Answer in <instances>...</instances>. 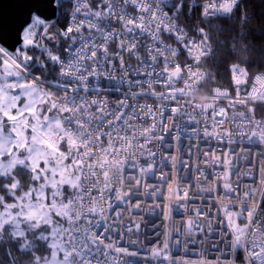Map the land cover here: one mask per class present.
<instances>
[{
  "label": "snow or ice",
  "instance_id": "1",
  "mask_svg": "<svg viewBox=\"0 0 264 264\" xmlns=\"http://www.w3.org/2000/svg\"><path fill=\"white\" fill-rule=\"evenodd\" d=\"M21 2L24 12L19 33L24 48L10 53L0 46V181H7L0 182V190L15 198L8 203L5 196L0 195V264H117L111 252L136 255L127 248L116 246L108 235L116 220L107 213L115 212L111 203L113 193L117 201H125L127 197L125 202L130 207L133 196L162 195L161 189L146 182L147 175L155 171V160L148 162L145 159L141 163L137 159L138 154L141 158L155 157L156 153L147 146L163 140V136L157 134L158 127L161 132L173 128L179 132L180 120L186 118L188 122L198 124V117H202L204 134L208 136L212 135L207 128L209 119L213 128H223L225 123H234L239 118L241 126L249 128V132L242 135L250 142L253 139L264 142V120L255 118L257 107L264 106V75L256 76L251 89L245 90L241 96V85L249 83L247 68H242L239 62L231 64L228 70L234 95L228 89L213 87L203 105L193 99L195 91L215 83V75L203 70L208 59L214 58L217 52L212 43L217 38L211 34L216 25L207 8L202 13L207 19H202L201 24L193 29L199 37L197 40L189 39L180 26L184 9L189 7L191 11L197 7L190 4V0H172L170 4L169 0H99L95 10L90 8L88 0H75L71 22L55 34L68 42L65 48L67 58L45 49L48 60L58 67L48 69L43 61H37L41 75L35 76L29 63L34 58L25 49L39 46L35 40L39 35L35 31L37 28L52 38L49 29L54 25L46 23L49 19L47 12L51 9L55 13L63 8L64 0ZM239 2L220 0L216 12L222 15L215 16V19L233 13ZM121 4L123 7L118 10L117 6ZM128 6L133 8L135 15L129 14ZM82 8L87 10L82 13L83 19L77 22L76 17ZM65 15H68L67 11ZM249 18L245 11L240 22L246 23ZM113 19L120 24L122 32L112 26ZM85 29L89 33L87 36L84 35ZM165 33L174 36L183 46L190 63L178 61L180 50L164 42ZM137 37H147L151 45L136 43ZM5 39L0 27V43ZM117 39L119 44L109 56V46ZM235 43H239L235 38L231 42L224 41L225 50L233 57L244 58L247 63L251 46L240 44L237 49L232 47ZM141 47L147 52L146 57L138 55ZM251 50L264 55V51ZM125 51L129 57H136L144 68L143 75L150 78L146 82L151 90L148 94L161 102L172 103L173 107L162 105L154 111L151 106L143 105L136 111L127 100H120L115 110H108L107 101L88 99L90 78L100 76L106 66L114 67L117 56L120 68L124 69ZM194 51L198 54L193 55ZM45 70L56 72L54 84L44 77ZM137 74H140L139 70ZM108 78H112L110 71ZM135 83L143 87L145 82ZM153 84H162L164 91L156 92L152 89ZM144 94L132 93L133 96ZM221 99L231 101L229 107L234 110L231 117L225 108L217 109ZM237 104L244 110L236 112ZM164 111L168 112L167 117ZM140 113L152 115L153 123L138 132L132 121L141 118ZM217 117L222 118L217 120ZM224 131L231 139L232 131ZM215 135L219 139L222 133ZM141 139L144 143L139 142ZM175 139L178 144L179 134ZM168 158L174 163L177 160L176 156ZM261 158L264 159V153ZM257 172L264 174V169L258 166ZM204 179L211 178L204 176ZM224 179L228 181L223 185L225 195L233 193L231 198L240 200V209L234 213V206H223L225 220L220 222L224 223L231 239L226 244L227 252L221 253L216 264H235L238 250L244 253L242 264H264V179L249 187L242 198L235 195L236 190L232 189L227 174ZM160 181L169 194L166 199L186 201L190 198L189 192L173 180L171 172L165 174L161 171ZM173 184H176L175 189ZM25 187L23 195L17 196L16 193ZM149 188L151 192H142ZM200 191L211 193L206 184L197 189V193ZM134 206L141 207L139 203ZM158 206L162 207V204L154 205ZM195 215L197 220L181 225L188 235L186 243H195L197 233L207 235V230L201 226V216L209 221L211 229V217L205 216L200 209L195 210ZM116 217L121 218L122 214L116 212ZM233 217L236 221L243 220V225L234 223ZM102 226L103 232L94 230ZM168 250L169 242L165 240L152 249L151 255L175 264ZM217 251H220L218 247Z\"/></svg>",
  "mask_w": 264,
  "mask_h": 264
},
{
  "label": "built area",
  "instance_id": "2",
  "mask_svg": "<svg viewBox=\"0 0 264 264\" xmlns=\"http://www.w3.org/2000/svg\"><path fill=\"white\" fill-rule=\"evenodd\" d=\"M171 2L172 0H169V4ZM219 2L220 0L203 1L200 5V16L203 19H207L202 16L205 8H207L213 18L217 15H222L216 12ZM88 4L92 10H95L99 6V0H88ZM74 6L75 0H71V2L67 0V5L60 9V14L63 15L64 21L62 31L71 22V10ZM120 7H123V5H118L117 9L119 10ZM86 10L81 9V14L76 17L77 22L83 19L82 13ZM66 11L68 13L67 16L65 15ZM127 11L131 15L136 14L131 6H128ZM111 23L117 32L123 31L115 19ZM181 27L184 28L183 26ZM184 30L189 39H199L198 36L190 34L185 28ZM84 35H89L87 29H85ZM92 35H95V33H92ZM61 38L65 40L62 36ZM164 42L180 50V55L177 59L181 64L191 62L183 46L176 42L174 36H168L165 33ZM136 43L151 45V41L147 37H137ZM118 44L119 39L110 44L109 56H112ZM196 54L198 53L194 51L193 55ZM138 55L146 57L147 52L141 47L138 49ZM62 57L67 58L65 54ZM123 59L124 69L120 68V59L117 56L114 58V67L111 65L106 66V70L100 76L90 78L88 99L107 101L108 110H115L120 100H127V103L133 106L136 111H139L140 106L143 105L151 106L154 111L161 108L162 105H167L168 108L174 106L168 101L161 102L155 96L148 94L151 90L146 82L150 78L143 75L144 68L140 66L135 56L129 57L128 52L125 51ZM137 70H139L140 74H137ZM108 71L111 72V79L108 78ZM125 72H127V75H125ZM258 75H264V70L255 73L247 87L241 85V96L245 90L251 89L254 78ZM135 81L145 82L144 86H138ZM257 87H260V85L257 84ZM152 89L156 92H161L164 91V86L162 84H153ZM51 90L56 91L55 88ZM229 91L233 95L235 94L234 88ZM141 92L145 94L132 95V93ZM80 95L83 96L84 93H80ZM230 103L229 99H221L217 103V109L225 108L228 116L231 117L234 114V110L229 107ZM242 110L244 109L237 104L235 111L239 112ZM124 111L127 112L128 109H124ZM164 115L167 117L168 112L164 111ZM140 116L141 118L132 121L138 132L148 128L153 123L152 115L140 113ZM210 116L211 111L209 112ZM221 118L217 117V120ZM255 118L264 120V106L257 107ZM198 119L200 121L198 124L190 123L186 118L180 120L178 122L179 132L175 128L171 131L165 129L161 132L158 127L157 134L162 135L163 140L153 141L147 146L156 153L155 157L141 158L139 154L137 155V159L141 163H144L145 159H148V162H151V159L155 160V171L147 175L146 182L161 189L162 195L141 194L139 197L133 196L131 198L132 206L130 207L129 203L125 202L128 199L127 197L125 201H117L114 198L115 194H112L111 203L115 207V212H109L107 215L116 220V223L113 224L112 230L108 235L113 238L116 246L127 248L129 252L136 253V255H123L111 252V256L116 258L117 264H169L168 261L153 258L151 255L152 249L159 247L165 240L169 242L168 255L175 261V264H216L217 259L221 257V253L227 252L226 244L230 242L231 237L227 234L228 230L225 228L224 223L220 222L225 220L223 206H234L232 211L234 213L238 212L240 200L231 198L233 193L225 195L226 189H224L223 185L228 181L224 179V176L226 174L229 176L231 187L236 190L235 195H239L241 198L249 187L258 185L260 180L264 179V174L257 172L258 166L264 169V159L261 158V154L264 153V142H259L256 139L250 142L246 136L242 135V133H248L249 128L241 126L239 118L234 123H225L223 128L219 126L213 128V122L209 119L207 128L212 135L208 136L204 134V118L198 117ZM224 130L232 131L233 136L231 139ZM216 133H222L219 139H217ZM177 134L180 136L178 144L175 139ZM139 142L144 143L143 139ZM169 156H176V162L174 163L169 159ZM161 171L165 174L171 172L173 180H176L183 190L189 192L190 198L186 201L166 199L169 194L166 189L162 188L160 181ZM204 176H208L211 179L205 180ZM216 177H220V179L217 180ZM205 184L211 189V193L209 194L206 191L197 193V189ZM190 185L193 187H190ZM175 187L176 184H173L174 189ZM144 191L151 192V188L142 190V192ZM193 193L197 194L192 195ZM209 195L211 198H209ZM136 203H139L141 207L136 208L134 206ZM161 204L162 207H154V205ZM196 209H200L205 216L211 217V229L209 230V221L205 220L204 216H201V226L207 230V235L205 236L202 232L197 233L194 237L195 243H186L188 235L186 231L181 229V225H186L190 220H197ZM116 212H120L122 217L117 218ZM233 220L234 223H239L241 226L244 223L243 220L236 221L235 217H233ZM111 222L109 221V223ZM137 225H139V228L136 227ZM129 228L132 229L131 232L128 231ZM173 229L180 230L174 231ZM94 230L98 233L103 232V226ZM165 233L168 235H164ZM202 240L205 242L201 243ZM221 240H223V243H221ZM217 247L220 251H217ZM229 255L231 256V254ZM243 256L244 253L238 250L235 264H242Z\"/></svg>",
  "mask_w": 264,
  "mask_h": 264
},
{
  "label": "trees",
  "instance_id": "3",
  "mask_svg": "<svg viewBox=\"0 0 264 264\" xmlns=\"http://www.w3.org/2000/svg\"><path fill=\"white\" fill-rule=\"evenodd\" d=\"M203 1L205 0H190V4H196L197 7L191 9V11L189 10V7H186L184 9L185 15L180 18L181 26H183L192 35L198 36L193 29L200 25L201 20L203 19L200 16V5ZM66 5L67 0H64V7ZM60 9L57 10L56 20L51 24L54 25V27L49 29V35L52 38L45 36L43 33L40 39L46 49L51 50L56 55L62 56L65 54L67 42L63 40L60 35H55L57 32L62 31L64 24L63 15L60 14ZM245 11L250 18L246 23H241L240 19ZM213 23L216 25V28L212 30L211 34L217 39L212 43L217 49V52L214 58L208 59L207 63L203 67V70L210 71L215 75V83H209L205 85V88L208 92L213 86L233 90L234 86L231 84V73L228 70L231 64L239 62L242 68L246 67L249 82L255 73L264 70V55H260V52L258 51L251 50L258 49L260 51H264V0H240L238 7L235 8L233 13L228 14L223 19H215L214 17ZM237 32L240 33L239 36L236 35ZM241 37H243V39H241ZM233 38L239 42L233 44V48L238 49L240 44L251 46L247 56V63H245L244 58L238 56L233 57L230 52L225 50L223 42H231ZM217 41H219V43ZM21 49L23 48H19L17 51ZM25 50L28 55L34 58L33 61L29 62L31 64L30 71L32 75H41L40 63L37 61H43L47 65L48 69L56 67L50 60H48L47 55L41 52L37 46H29ZM56 76V72L49 73L47 70L44 72V77H46L47 80L51 81L53 84L54 81H56ZM44 77H42V79ZM29 79H31V77H29ZM248 84L243 85V87H247ZM0 182L7 183V181ZM23 189L24 188H21V190H19L16 194L20 195ZM0 195H4L8 203H12L14 200L13 196L7 195L3 190H0Z\"/></svg>",
  "mask_w": 264,
  "mask_h": 264
},
{
  "label": "water",
  "instance_id": "4",
  "mask_svg": "<svg viewBox=\"0 0 264 264\" xmlns=\"http://www.w3.org/2000/svg\"><path fill=\"white\" fill-rule=\"evenodd\" d=\"M24 12L21 0H0V27H2L5 41L0 43V46L5 47L10 53L17 51L19 48H24L23 37L19 33V22ZM49 19L46 23L52 24L57 17L50 9L47 12Z\"/></svg>",
  "mask_w": 264,
  "mask_h": 264
},
{
  "label": "clouds",
  "instance_id": "5",
  "mask_svg": "<svg viewBox=\"0 0 264 264\" xmlns=\"http://www.w3.org/2000/svg\"><path fill=\"white\" fill-rule=\"evenodd\" d=\"M193 99L197 104L203 105L208 101V91L206 88H202L193 93Z\"/></svg>",
  "mask_w": 264,
  "mask_h": 264
},
{
  "label": "rangeland",
  "instance_id": "6",
  "mask_svg": "<svg viewBox=\"0 0 264 264\" xmlns=\"http://www.w3.org/2000/svg\"><path fill=\"white\" fill-rule=\"evenodd\" d=\"M35 31H37V32H39V35L38 36H36V44L37 45H39V46H37L38 47V49L41 51V52H43L44 54H46V52H45V47L43 46V43H42V40L40 39L41 38V35L44 33L43 32V29H40V28H37V29H35ZM47 55V54H46ZM42 87H47V85H42ZM26 190V187L23 189V191H25ZM23 191L20 193V195H23ZM17 195V194H16ZM20 195H17V196H20ZM14 198V197H13ZM15 199V198H14Z\"/></svg>",
  "mask_w": 264,
  "mask_h": 264
}]
</instances>
